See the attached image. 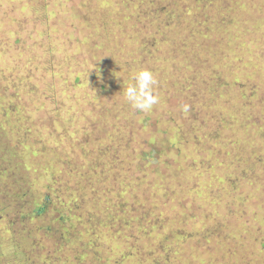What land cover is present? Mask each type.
<instances>
[{
    "label": "rangeland",
    "instance_id": "obj_1",
    "mask_svg": "<svg viewBox=\"0 0 264 264\" xmlns=\"http://www.w3.org/2000/svg\"><path fill=\"white\" fill-rule=\"evenodd\" d=\"M166 1L0 0V264H264V0Z\"/></svg>",
    "mask_w": 264,
    "mask_h": 264
},
{
    "label": "clouds",
    "instance_id": "obj_2",
    "mask_svg": "<svg viewBox=\"0 0 264 264\" xmlns=\"http://www.w3.org/2000/svg\"><path fill=\"white\" fill-rule=\"evenodd\" d=\"M134 83L124 88L126 101L137 111L150 112L160 102L159 95L155 92L158 85L155 74L147 68L138 70L132 77ZM190 105H181V111L188 113Z\"/></svg>",
    "mask_w": 264,
    "mask_h": 264
},
{
    "label": "trees",
    "instance_id": "obj_3",
    "mask_svg": "<svg viewBox=\"0 0 264 264\" xmlns=\"http://www.w3.org/2000/svg\"><path fill=\"white\" fill-rule=\"evenodd\" d=\"M165 1V4L167 3V1L166 0H164ZM149 2H153V0H149ZM160 5H162V4H160ZM164 5V4H163ZM2 149H3V151H2V153H3V155H5V156H10V157H12V151H11V148L9 149V148H7V147H2ZM6 170V166H3V171H5ZM47 200V199H46ZM44 207L45 206H41L40 207V205H38L36 208H35V211H34V213H40V211H45L44 210ZM106 221H109V222H115V221H112L111 219H105Z\"/></svg>",
    "mask_w": 264,
    "mask_h": 264
}]
</instances>
